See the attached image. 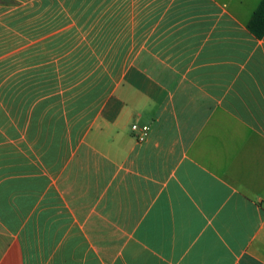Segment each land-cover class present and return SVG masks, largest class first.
<instances>
[{"label":"crops","instance_id":"crops-1","mask_svg":"<svg viewBox=\"0 0 264 264\" xmlns=\"http://www.w3.org/2000/svg\"><path fill=\"white\" fill-rule=\"evenodd\" d=\"M16 1L0 264H264L261 0Z\"/></svg>","mask_w":264,"mask_h":264},{"label":"trees","instance_id":"trees-1","mask_svg":"<svg viewBox=\"0 0 264 264\" xmlns=\"http://www.w3.org/2000/svg\"><path fill=\"white\" fill-rule=\"evenodd\" d=\"M246 27L257 38L264 35V0L259 2Z\"/></svg>","mask_w":264,"mask_h":264},{"label":"rangeland","instance_id":"rangeland-1","mask_svg":"<svg viewBox=\"0 0 264 264\" xmlns=\"http://www.w3.org/2000/svg\"><path fill=\"white\" fill-rule=\"evenodd\" d=\"M20 3L17 2L16 0H0V12L2 11H13V10H20V9H23V10H34L36 9V7H28L29 5H23L21 7H17L19 6ZM17 7V8H16ZM6 20L7 19H1L0 18V22L2 24H5L6 23ZM6 40V36L5 35H0V42H5Z\"/></svg>","mask_w":264,"mask_h":264},{"label":"built area","instance_id":"built-area-1","mask_svg":"<svg viewBox=\"0 0 264 264\" xmlns=\"http://www.w3.org/2000/svg\"><path fill=\"white\" fill-rule=\"evenodd\" d=\"M130 130L133 133L136 142L142 143L147 138L148 133L150 131V127L148 125L132 124L130 126Z\"/></svg>","mask_w":264,"mask_h":264},{"label":"bare ground","instance_id":"bare-ground-1","mask_svg":"<svg viewBox=\"0 0 264 264\" xmlns=\"http://www.w3.org/2000/svg\"><path fill=\"white\" fill-rule=\"evenodd\" d=\"M248 30V29H247ZM251 33V32H250Z\"/></svg>","mask_w":264,"mask_h":264}]
</instances>
